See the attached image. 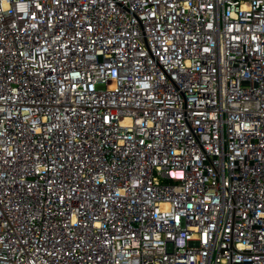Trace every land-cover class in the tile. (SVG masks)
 Returning a JSON list of instances; mask_svg holds the SVG:
<instances>
[{"label": "built area", "instance_id": "1", "mask_svg": "<svg viewBox=\"0 0 264 264\" xmlns=\"http://www.w3.org/2000/svg\"><path fill=\"white\" fill-rule=\"evenodd\" d=\"M0 264H264V0H0Z\"/></svg>", "mask_w": 264, "mask_h": 264}]
</instances>
